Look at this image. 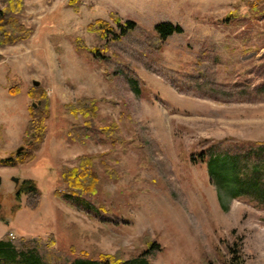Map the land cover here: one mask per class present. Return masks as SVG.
Instances as JSON below:
<instances>
[{
  "label": "rangeland",
  "instance_id": "1",
  "mask_svg": "<svg viewBox=\"0 0 264 264\" xmlns=\"http://www.w3.org/2000/svg\"><path fill=\"white\" fill-rule=\"evenodd\" d=\"M256 2L25 0L19 19L32 35L0 47V158L21 146L34 81L51 113L35 161L0 165V239L30 242L40 264H73L82 252L120 253L127 264H264V147L256 144L264 142V15L251 12ZM234 11L240 16L227 20ZM110 13L137 27L121 41L99 40L88 25ZM164 22L183 32L162 41L155 27ZM82 97L99 106L89 132L116 123V143L72 141L84 119L69 104ZM83 156L94 159L98 191L68 201L61 172ZM26 181L42 193L37 211L26 206Z\"/></svg>",
  "mask_w": 264,
  "mask_h": 264
},
{
  "label": "trees",
  "instance_id": "2",
  "mask_svg": "<svg viewBox=\"0 0 264 264\" xmlns=\"http://www.w3.org/2000/svg\"><path fill=\"white\" fill-rule=\"evenodd\" d=\"M72 4V2H70ZM264 0H257L251 4V12L253 15H264ZM25 0H0V47L14 46L30 38L33 28L27 27L22 23L19 17L24 13ZM110 19H98L95 23L88 25V31L96 34L99 40L103 41H121L124 36L133 32L137 27L134 21L123 22L116 14L110 13ZM240 16L237 11L231 12L227 20H233ZM155 30L162 41L167 40L173 34H181L183 29L179 25L170 22L159 23ZM150 47L153 43H149ZM77 49L85 48V44L79 39L76 43ZM100 55V52L94 49ZM93 50V51H94ZM20 93V86L15 85L9 89V94L15 96ZM28 97L31 101L28 107L29 121L24 131L20 148L10 157L6 159L0 158L1 166L29 164L35 161L37 153L41 150L47 138V121L51 113V99L45 88L31 87L28 90ZM69 110L77 118L84 119L83 122L74 123L70 130V137L74 143L86 146L89 143L98 141L99 143H116L119 140L118 124L101 128L99 131L90 133L91 127L94 128L96 119L98 118L99 106L95 98L82 97L76 103L69 104ZM260 147H264V142L256 143ZM204 158V156H203ZM209 163L213 167L215 162L210 159ZM213 163V164H212ZM107 174L114 175L115 172L109 166H106ZM62 183L66 186L69 197H82L84 195H94L97 193V187L100 182L99 175L95 171L94 159L90 156H83L78 166H65L61 172ZM27 199L26 206L31 211H37L42 204V193L31 181H26ZM19 193V192H18ZM17 193V196L19 194ZM56 195L61 197L63 191H56ZM149 250L157 247V244L146 239ZM55 245L54 235L50 236L47 242L48 248ZM148 251L145 252L147 254ZM84 258H78L73 264H127V260L123 259L120 253L101 254L98 259H91L88 254L82 252ZM0 260L8 264H40L43 263L41 257L37 254L34 246L30 242L23 239H12L10 234H5L0 239ZM130 264H149L145 258L132 259Z\"/></svg>",
  "mask_w": 264,
  "mask_h": 264
},
{
  "label": "water",
  "instance_id": "3",
  "mask_svg": "<svg viewBox=\"0 0 264 264\" xmlns=\"http://www.w3.org/2000/svg\"><path fill=\"white\" fill-rule=\"evenodd\" d=\"M33 86H34V87H40V82H38V81H34V82H33ZM16 182H17V184H18V179H16Z\"/></svg>",
  "mask_w": 264,
  "mask_h": 264
}]
</instances>
